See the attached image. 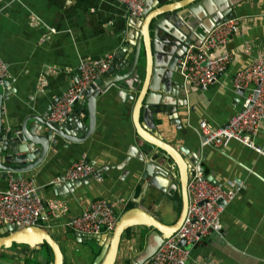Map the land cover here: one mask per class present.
<instances>
[{"label": "crops", "instance_id": "0c3cea01", "mask_svg": "<svg viewBox=\"0 0 264 264\" xmlns=\"http://www.w3.org/2000/svg\"><path fill=\"white\" fill-rule=\"evenodd\" d=\"M235 10L241 26L227 44L232 61L215 83L187 87L186 97L182 92L178 97L182 104L177 111L184 130L177 129L166 115L161 124L149 130L166 144H185L192 154L196 151L212 181L223 185L229 179L244 182L221 215L220 233L211 232L192 248L191 264H264V156L236 140L220 147L202 146L197 131L200 120L218 127L241 108L246 93L233 88V77L264 50V0H243ZM32 16L38 23L30 21ZM130 16L118 0L0 1V58L8 63L15 78L9 85L0 81L3 125L15 129L30 116L47 113L78 77L82 58L114 56L120 47L130 46L125 41ZM177 75L182 80L179 70ZM116 92L113 84L97 96L94 130L86 140L67 142L58 137L55 145L50 143L40 165L22 173V178L33 179L44 200L60 198L68 207L59 217L50 215L43 224L60 246L63 264H91L98 253L85 243L87 235L80 239L67 224L94 199L114 203L117 219L130 209L141 207L162 223L172 224L180 211H177L178 190L171 189V194L155 186L143 190L140 172L132 168L135 158L127 156L134 146L140 152L151 145L136 133L134 101L122 102ZM81 115L87 119L86 109ZM140 121L145 123L142 113ZM254 142L264 150V121L254 135ZM81 158L94 162L98 177L74 187L69 194L57 195L53 183L60 180L72 162ZM125 170L128 174L123 178ZM14 175L11 172L6 177L0 175V189H6ZM150 231L142 223L125 228L114 264H129L144 247ZM43 248L12 243L8 248H0V264L21 260L19 254L24 259H33Z\"/></svg>", "mask_w": 264, "mask_h": 264}, {"label": "water", "instance_id": "95a60500", "mask_svg": "<svg viewBox=\"0 0 264 264\" xmlns=\"http://www.w3.org/2000/svg\"><path fill=\"white\" fill-rule=\"evenodd\" d=\"M166 1L169 0H144L142 15H131L128 18L130 27L125 41L131 47H120L108 73L89 86L83 99L74 105L72 113L65 120L53 123L45 118L46 113L34 114L24 119L15 129L5 127L0 120V175L6 177L11 172L15 174V179H20L23 172L40 165L50 143L55 145L58 137L67 142H82L90 136L95 126L96 98L103 90L114 84L116 94L122 102L134 101L136 133L151 146L140 152L134 146L128 152L127 157L133 156L136 161L132 165L133 171L140 172L144 191L150 186L168 194H171V189L178 190L181 208L174 223L164 224L148 210L135 207L117 219L112 231L87 235V239H96L100 246L91 264H114L122 231L130 225L142 223L149 226L151 231L142 250L129 263L141 264L156 251L165 238L179 228L186 212L187 180L191 165L199 156L196 151L192 154L185 144L179 146L162 142L149 130L161 124L165 115L177 129L184 130L177 107L182 104L178 99L180 93L186 97L188 90L183 78L180 80L177 75L180 59L190 43L199 45L215 24L235 17V7L243 0H170L165 3ZM2 83L6 85L5 81ZM238 91L244 92L243 89ZM1 98L2 93L0 102ZM85 109L87 119L81 115ZM141 113L145 117L144 124L140 121ZM127 174L128 171L125 170L123 178ZM98 175L97 170L74 180L63 179L61 175L60 180L53 183V190L57 195L63 196ZM170 178L173 180L170 181ZM75 235L80 239L84 236L80 232ZM44 242L52 252L50 264H63L60 246L44 228H16L13 224L0 226V248H8L12 243L34 247ZM180 244L184 245V240Z\"/></svg>", "mask_w": 264, "mask_h": 264}, {"label": "built area", "instance_id": "2783aa9c", "mask_svg": "<svg viewBox=\"0 0 264 264\" xmlns=\"http://www.w3.org/2000/svg\"><path fill=\"white\" fill-rule=\"evenodd\" d=\"M118 1L125 5L129 15H142L144 0ZM30 21L38 23L33 16ZM240 26L239 17L227 18L215 24L199 45L190 43L187 46L179 67L186 88L206 87L218 80L220 73L232 61L233 55L227 44ZM113 57L107 54L98 58H82L78 77L53 103L45 118L53 123L65 120L72 113L74 105L83 99L89 86L108 73ZM0 79L6 85L15 79L9 71L8 63L1 58ZM233 88L243 89L246 93L241 108L226 124L218 127H213L205 119L200 120L197 124L200 144L220 147L230 140H236L264 156V150L254 142V135L264 121V50L261 56L235 73ZM94 167L93 161L78 159L66 168L63 179L86 177L94 171ZM243 187L244 182L241 180L229 179L226 185L212 181L207 177L201 161L198 159L194 162L187 180L188 202L181 225L141 264H191L192 248L211 232L220 233L221 215ZM67 209L66 203L60 198L44 200L30 178L13 177L6 189H0V226L13 224L16 228H43L50 215L59 217ZM116 222L114 203L97 198L79 215L70 218L67 224L74 232L97 235L112 231ZM181 240H184V245L180 244Z\"/></svg>", "mask_w": 264, "mask_h": 264}, {"label": "rangeland", "instance_id": "374dc122", "mask_svg": "<svg viewBox=\"0 0 264 264\" xmlns=\"http://www.w3.org/2000/svg\"><path fill=\"white\" fill-rule=\"evenodd\" d=\"M86 242V244H87V246L90 248V249H93L94 250V252L95 253H97V252H99V250H100V246H99V244H98V242L96 241V240H85ZM12 248V247H11ZM95 248V249H94ZM9 250V249H8ZM74 253H75V251H74ZM98 254V253H97ZM96 254V255H97ZM95 255V256H96ZM95 258V257H94ZM19 259H21V260H19V261H14L13 263H22V264H38L39 262H42V263H44V264H50L51 263V261H50V256L48 257V254H47V252H46V248L44 247L43 249H42V252L40 253V255H38V256H35V258H30V259H24V256L23 255H21V254H19ZM94 260V259H93Z\"/></svg>", "mask_w": 264, "mask_h": 264}, {"label": "trees", "instance_id": "16d2710c", "mask_svg": "<svg viewBox=\"0 0 264 264\" xmlns=\"http://www.w3.org/2000/svg\"><path fill=\"white\" fill-rule=\"evenodd\" d=\"M179 198V200H178V206H177V211H179L180 210V197H178ZM45 248H46V250H48V252H49V255H50V261H52V252H51V249H50V247L48 246V244L47 243H43L42 244Z\"/></svg>", "mask_w": 264, "mask_h": 264}, {"label": "clouds", "instance_id": "9594fccd", "mask_svg": "<svg viewBox=\"0 0 264 264\" xmlns=\"http://www.w3.org/2000/svg\"><path fill=\"white\" fill-rule=\"evenodd\" d=\"M84 235V234H83Z\"/></svg>", "mask_w": 264, "mask_h": 264}]
</instances>
